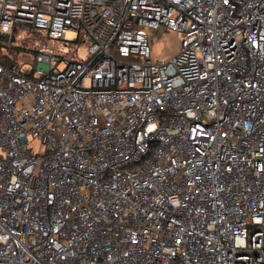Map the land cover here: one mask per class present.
<instances>
[{
  "label": "built area",
  "instance_id": "obj_1",
  "mask_svg": "<svg viewBox=\"0 0 264 264\" xmlns=\"http://www.w3.org/2000/svg\"><path fill=\"white\" fill-rule=\"evenodd\" d=\"M0 264H264V0H0Z\"/></svg>",
  "mask_w": 264,
  "mask_h": 264
},
{
  "label": "rangeland",
  "instance_id": "obj_2",
  "mask_svg": "<svg viewBox=\"0 0 264 264\" xmlns=\"http://www.w3.org/2000/svg\"><path fill=\"white\" fill-rule=\"evenodd\" d=\"M148 41H149V56L152 61H167L175 56L181 47V32L170 28H158L147 29ZM52 45L59 47L63 51H67L68 45L63 44L61 41H52ZM27 43H23L24 49H26ZM87 54V48L84 45L78 46L77 55L78 58H84ZM87 82V81H86ZM31 146L35 151L41 149L39 141L37 139H31Z\"/></svg>",
  "mask_w": 264,
  "mask_h": 264
},
{
  "label": "trees",
  "instance_id": "obj_3",
  "mask_svg": "<svg viewBox=\"0 0 264 264\" xmlns=\"http://www.w3.org/2000/svg\"><path fill=\"white\" fill-rule=\"evenodd\" d=\"M34 39H35L34 37L31 38V41H33ZM23 43H27V44H28V39L23 40V41H22V44H23ZM22 44L20 45V48L24 49V46H22ZM25 46H26L27 49H31V50L34 51V49H33V46H35L34 44H28V45H25ZM17 48L19 49V47H17ZM34 53H36V51H34Z\"/></svg>",
  "mask_w": 264,
  "mask_h": 264
}]
</instances>
